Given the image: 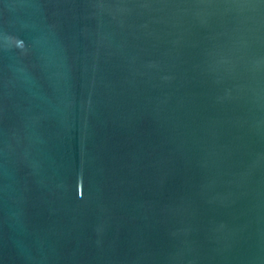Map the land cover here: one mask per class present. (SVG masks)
<instances>
[{
  "label": "water",
  "instance_id": "water-1",
  "mask_svg": "<svg viewBox=\"0 0 264 264\" xmlns=\"http://www.w3.org/2000/svg\"><path fill=\"white\" fill-rule=\"evenodd\" d=\"M0 264H264V0H0Z\"/></svg>",
  "mask_w": 264,
  "mask_h": 264
}]
</instances>
